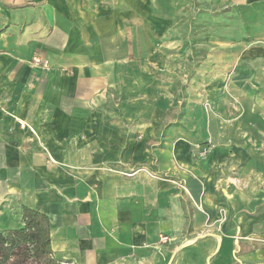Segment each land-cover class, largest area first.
Masks as SVG:
<instances>
[{"label":"crops","instance_id":"1","mask_svg":"<svg viewBox=\"0 0 264 264\" xmlns=\"http://www.w3.org/2000/svg\"><path fill=\"white\" fill-rule=\"evenodd\" d=\"M209 1L264 65V0ZM172 6L0 0V230L26 207L60 264H264V95L174 106Z\"/></svg>","mask_w":264,"mask_h":264},{"label":"rangeland","instance_id":"2","mask_svg":"<svg viewBox=\"0 0 264 264\" xmlns=\"http://www.w3.org/2000/svg\"><path fill=\"white\" fill-rule=\"evenodd\" d=\"M172 3V20L160 38L163 44L172 46V63L159 72L160 80L173 95V105L185 108L197 100L209 106L213 93L220 101L222 112L232 105L229 95L236 97L239 106L250 96L260 102L264 95V65L235 60L240 50L214 43L235 40L233 34L221 32L222 26L235 21L232 8L227 3L209 0H172ZM235 70H240L239 74ZM177 116L180 123L182 115ZM45 263L60 264L53 255Z\"/></svg>","mask_w":264,"mask_h":264},{"label":"trees","instance_id":"3","mask_svg":"<svg viewBox=\"0 0 264 264\" xmlns=\"http://www.w3.org/2000/svg\"><path fill=\"white\" fill-rule=\"evenodd\" d=\"M23 227L0 230V264H49L52 255L49 218L30 208L22 210Z\"/></svg>","mask_w":264,"mask_h":264},{"label":"built area","instance_id":"4","mask_svg":"<svg viewBox=\"0 0 264 264\" xmlns=\"http://www.w3.org/2000/svg\"><path fill=\"white\" fill-rule=\"evenodd\" d=\"M34 62H35L36 64H38V65H39V64L42 65L44 68H48L47 64H46L44 61H42L41 58L38 57V56H36V57L34 58Z\"/></svg>","mask_w":264,"mask_h":264}]
</instances>
